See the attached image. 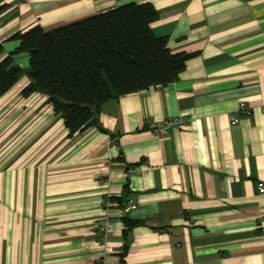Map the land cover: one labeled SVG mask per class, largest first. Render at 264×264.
Segmentation results:
<instances>
[{"label":"crops","instance_id":"0c3cea01","mask_svg":"<svg viewBox=\"0 0 264 264\" xmlns=\"http://www.w3.org/2000/svg\"><path fill=\"white\" fill-rule=\"evenodd\" d=\"M130 2L151 3L154 33L195 55L73 137L46 94L23 95L27 76L0 95V264H264V0H0V61L16 32ZM242 102L252 113L234 124ZM168 117L182 122L165 135L145 127Z\"/></svg>","mask_w":264,"mask_h":264},{"label":"trees","instance_id":"16d2710c","mask_svg":"<svg viewBox=\"0 0 264 264\" xmlns=\"http://www.w3.org/2000/svg\"><path fill=\"white\" fill-rule=\"evenodd\" d=\"M158 18L151 3L130 2L51 30L35 24L16 32L7 40L19 47L0 61V95L27 76L23 95L46 94L73 137L98 123L104 102L180 78L195 54L173 53L168 36L153 31ZM17 53L28 54L27 68L14 63Z\"/></svg>","mask_w":264,"mask_h":264},{"label":"built area","instance_id":"2783aa9c","mask_svg":"<svg viewBox=\"0 0 264 264\" xmlns=\"http://www.w3.org/2000/svg\"><path fill=\"white\" fill-rule=\"evenodd\" d=\"M237 112H238V116H235L232 121L234 124L239 123L242 116L250 115L252 113V109L246 102H242ZM181 122L182 121H180L178 117H168V118H165L157 122L148 120L146 122L145 127L149 129L150 131H152V133L155 135H165L171 126L181 123ZM258 189L260 193H264V182L263 181L258 182ZM130 206L132 209H137L138 207L133 199H131L130 201ZM112 228H113L112 221L109 216H105L104 218L101 219L99 223V230L102 234L101 235L102 241L106 242V240L109 238L111 234Z\"/></svg>","mask_w":264,"mask_h":264}]
</instances>
